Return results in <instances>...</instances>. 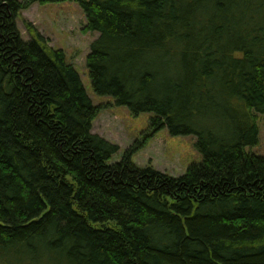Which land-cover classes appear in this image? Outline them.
Returning <instances> with one entry per match:
<instances>
[{
    "label": "trees",
    "instance_id": "1",
    "mask_svg": "<svg viewBox=\"0 0 264 264\" xmlns=\"http://www.w3.org/2000/svg\"><path fill=\"white\" fill-rule=\"evenodd\" d=\"M49 1L0 0V264H264V0H70L93 92L149 113L113 162L64 51L17 27ZM164 127L201 154L177 176L132 160Z\"/></svg>",
    "mask_w": 264,
    "mask_h": 264
},
{
    "label": "rangeland",
    "instance_id": "2",
    "mask_svg": "<svg viewBox=\"0 0 264 264\" xmlns=\"http://www.w3.org/2000/svg\"><path fill=\"white\" fill-rule=\"evenodd\" d=\"M28 22L47 38L49 45L64 51L67 61L75 67L92 102L101 106L92 121L91 130L119 146L111 162L119 160L124 150L147 128L149 113L134 115L126 106L114 104L110 96L93 92L86 67V55L97 32L85 30V15L80 6L70 0L33 2L21 9L16 18L23 38L29 37L26 30ZM257 123L259 141L249 148L261 154L264 153L263 115L259 116ZM194 142V136L171 135L164 127L133 154L132 160L140 167L150 165L159 171L177 176L184 173L191 163L201 160V154Z\"/></svg>",
    "mask_w": 264,
    "mask_h": 264
}]
</instances>
